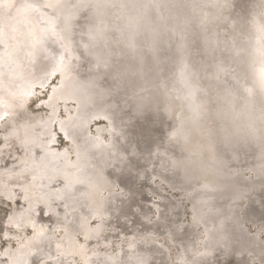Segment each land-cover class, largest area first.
<instances>
[{"label":"bare ground","instance_id":"obj_1","mask_svg":"<svg viewBox=\"0 0 264 264\" xmlns=\"http://www.w3.org/2000/svg\"><path fill=\"white\" fill-rule=\"evenodd\" d=\"M38 1L44 3L43 6L47 3L45 0L44 2L43 0H0V33H7L9 37L17 36L16 39L9 40L8 52L12 55L4 56L5 48L0 45V100L11 105L8 109L0 107V115L6 111L14 113L17 110L16 106L20 104V98H24L22 93L31 87L29 82L19 86L21 84H18L20 80L18 77L21 75V69L30 70L34 73L33 77H45L48 69H45L44 66L40 67L44 64L39 63L40 57L46 55L50 49L52 54L58 55V58L66 51L65 64H68L67 70L69 71H66V74L61 77L63 84L62 87L57 88L53 104L56 106L60 101L62 103L74 101L78 104L74 116L71 114L63 121L64 127L70 134L69 139L74 143L70 141V149L55 152L52 154L51 160L49 158L50 161H43L44 165L52 164L50 166L38 169L35 167L30 172H22L23 176L17 175L19 171H15L16 174H7L0 178L2 179L0 187L7 184L4 187L5 190H14L17 194L14 199L17 208L11 216L15 214L16 222H19L21 227L17 229L11 226L16 230H23L29 224L34 223L36 232L42 229L45 233L42 240H36L39 243H44L45 240L52 239L56 225L62 224L66 229L68 243L71 240L74 241L77 235L88 237L89 241L95 238L97 241L94 243H100L102 241L100 237L105 240L104 236L112 229L102 225L105 220L104 209L110 208L115 200L118 203L121 202L115 193L116 187L124 186L133 192L132 182L138 186L140 181L147 186L146 188L149 190L146 191L147 193L156 195L161 201L157 202L158 204H153L143 197L141 198L140 193L139 195H137L138 193L134 194L135 211L131 210L133 214L122 220L123 222L120 223L118 220L119 227L125 224L127 229L133 227L137 233H140L138 231L144 230V228L147 230L148 226L143 225L141 216L151 212L153 207H157L161 213H170V218L177 223L184 234L187 233V241L192 243L191 237L195 240L196 233L193 235L195 231L191 232L190 226L182 224L183 220L181 219L185 217L179 218L178 210L182 205L175 200V197L170 199L164 195L165 193H159L158 187L154 184V178H158L170 189L180 190L186 198L185 200L191 203L190 206L194 211L195 208L197 210L204 209V207L211 209L212 206L209 207V205L214 202L211 200L214 197L212 193H206L209 198L205 197V200L203 194L206 191L198 192L200 189L209 186L210 183L215 185L212 187L215 190L222 191V189L228 188L225 193L214 197L216 200L214 203H217L218 206L215 207L218 209L213 210L216 212L219 210L222 216L219 225L230 223L229 228L225 225L227 230L223 235V245L226 247L231 245L233 249L226 252L227 248L224 247L225 250L222 252L223 249L219 248V245L218 249L221 252L219 251V254L217 251L216 257L212 256L216 259H213V262L221 261L223 262L221 264H228L233 259L235 264H239L248 253L262 248L260 240L254 234H250L244 225L246 222L256 228H264V86H262L264 79L261 78V72L264 70V56L259 64L256 63L257 59L253 61L255 55H259V53L264 55V40L260 47L259 41L249 37L250 34L257 36L260 32L258 29L253 31L250 26L254 24L247 21V23L241 24L239 28L243 30L240 36L242 38L239 37L237 44H232L231 39L232 45L225 44L229 38H224L227 27L223 30L222 26L219 27L222 31L217 30L221 35L217 36L214 43L207 42L209 45L211 44L212 54L215 53L216 61L223 62L229 59V62L232 63L230 58L233 57L237 59L236 61H240L239 68L232 69L236 72V76L229 73L224 74L222 79L215 80L219 85L214 86L210 73H208L210 59L202 56L207 62L209 61V65L204 62L203 58V61L201 60L202 49L199 48V45L204 47V38L202 37L201 42L197 39V30H201V24L204 21L197 23V19L191 18L190 15H195L196 18L201 15L202 17H211L206 7L213 0H166L163 9L159 6L161 0H74L71 2L56 0L48 1L55 7L54 9L48 7V10L45 11L39 10L40 7L37 9L35 2ZM254 1L258 4L261 1L264 4V0ZM224 2L227 6H231L229 0H224ZM157 3L158 7H156ZM239 3L238 9L242 10H245L249 5L246 0ZM18 5L20 6L18 7ZM58 12L63 17L57 27L54 19ZM225 12L226 10L221 11L222 14ZM70 13L73 15H69ZM45 14L50 16L52 21L54 20V30L56 29L55 32L62 39L58 40L54 37L55 45L54 42L46 44L44 41V44L39 47L47 49V51L39 50L33 58H26V55L23 54H26L28 47L23 46V43L25 44L24 37L18 36L17 31L14 30L26 34L33 28L38 31L51 27L49 21L43 19ZM221 15L218 18L224 19ZM227 16L226 13L225 17L227 18ZM182 18H186L190 24L195 22L198 24L194 27L195 31H193L192 37L181 32L179 25L181 20H184ZM211 18V20L215 19ZM10 22L14 23L12 27L8 25ZM257 22L259 30L264 35V16L260 17ZM218 23L213 25L215 29L218 27ZM207 24L202 25L203 29L208 27ZM183 25L184 23L181 24V27ZM60 27L66 29L68 27V32H60ZM174 28L180 31H174ZM234 28L233 30H235ZM229 30L231 31V29ZM186 37L188 38L186 39ZM182 38L186 39L185 43L182 41L183 45L180 44ZM28 44H31L30 37ZM61 45H67L68 50H65ZM209 45L208 48H210ZM241 49L243 52L244 50L248 52L247 56L244 55V57L243 52L240 53ZM204 52H206L205 49ZM180 54H183V57ZM240 54L242 57L238 56ZM211 59L213 60V58ZM179 64L181 66L178 68ZM227 69L229 68L227 67ZM24 76L31 77V75ZM232 79H236V81L233 82ZM10 81L19 86L20 93L15 95L18 98L16 101L11 98L10 91L1 92V89L5 88L6 82ZM208 82L212 85H209ZM211 90L217 95L216 98L220 96L218 100L221 99L224 107H226L225 104L228 105L227 108L222 107L225 110V115H222L225 117L220 119L221 121L224 119L221 125L216 123V104L214 103V106L211 104L213 102ZM17 112L6 123L15 122L16 126L27 124L18 129V136L9 137L7 140L3 139L6 133L3 131L0 133V149H2L0 155L5 156L8 161L17 162L18 168H21L31 160L32 143H36L39 136L44 135L46 140L42 141V144L45 145L49 143V138L46 127L43 126L37 132L43 121L46 120L44 114L35 113V115L27 113L26 110ZM98 113L107 115L111 121L109 130L111 138L109 135L108 143L105 142L100 147L95 146V137H89L86 133L87 125L92 123V117ZM103 130L104 127L100 126L96 132L101 135ZM18 137H22L28 142L22 146ZM81 139H84L86 143L79 144L74 141ZM69 150L76 153L73 163L69 156ZM59 161L65 164L59 165ZM75 163L76 165L73 166ZM28 169L31 168L28 167ZM119 171L120 174H118ZM59 177L65 178V181H62L61 185L54 189V198L56 201H63L60 203L64 205L62 211L54 210L55 206L51 203L53 200L46 192L43 196H39L40 198L35 196L38 191L39 179H42L46 185L49 180H56ZM12 180L15 182L12 183ZM79 181H82L83 184L79 185ZM179 182L182 185L178 184ZM11 183L13 185H10ZM71 183L75 186H72ZM237 184L241 185L240 187L247 185L248 189L241 190ZM4 193L9 196L7 190ZM0 195H2L1 192ZM104 199L107 201L105 202ZM110 201L112 204H109ZM103 203L105 206L102 208ZM41 208L44 210L42 213L44 215L54 212L52 216L54 221L50 228L46 227L45 222H37L33 215ZM136 208L140 211L136 212ZM209 209L207 211H210ZM127 210L130 209L123 208V212H127ZM225 213L229 214L226 219L223 218ZM195 215L197 216L199 213L192 212V221L196 220L194 219ZM94 219L100 223L96 227H90V223ZM213 219L215 218L205 217L196 220V224H200L199 226L204 224L202 226H205L203 230L205 231L207 225L211 222L214 223ZM205 223L207 224L205 225ZM223 229L225 230V227ZM97 230L100 231L97 233ZM208 231L211 234V230ZM211 237L209 236L205 243L200 238L197 245L205 247L206 251L209 250L208 246L213 244L214 235ZM221 238L222 235L215 240L219 241ZM227 238H229V242ZM119 239L123 240L118 244L121 253L120 257L115 260L104 259L100 253L98 256L89 255L91 252L84 251L81 242L70 245V250L75 251L77 259L84 264H152L151 257L147 258L144 255L165 254L162 247L148 246L144 240L127 237ZM187 241L182 245L181 242L178 245L173 243V247L177 251H180V247L185 245L187 250L183 253L184 260H187L186 263L210 264L208 262L210 260L202 259L203 255L199 254L200 251L197 248L189 249L190 244ZM130 242L131 244H129ZM30 249L32 250V248ZM10 250L11 248H8L7 251L0 249V264H21L26 259L25 256L30 254V252H26L20 260L12 261L9 260L7 253L11 252ZM231 250L234 252L233 254H231ZM59 252L60 250H56V253ZM5 253L7 255H4ZM35 261V263L39 262Z\"/></svg>","mask_w":264,"mask_h":264},{"label":"rangeland","instance_id":"obj_2","mask_svg":"<svg viewBox=\"0 0 264 264\" xmlns=\"http://www.w3.org/2000/svg\"><path fill=\"white\" fill-rule=\"evenodd\" d=\"M45 1H47V3L45 4V6H43L44 5V3L42 4V2H35V5L37 6V9H39V7L41 8V9H39V10H41V11H45V10H48V7H47V4L49 3V2H54V1H56V0H45ZM49 1V2H48ZM62 1H65V2H71V1H74V0H62ZM165 1L166 0H161V5H159V6H161V9H163V4L165 5ZM241 1H243V0H241ZM240 0H229V3L231 4V6H227L226 4H225V2H224V0H213V1H211L212 3H209L208 4V6L206 7L207 9V11L208 12H210V14H211V17H213V19L215 18L216 19V21H215V19L214 20H211L212 18L210 17V16H208V17H210L209 19H208V17H202V15H201V17H198V18H196L195 17V15H192V14H190L191 15V18H195V19H197L196 21H197V23H202V20L204 21V23H202L201 24V30H197L198 31V36H197V39H199V41L200 40H202L203 38H204V40L203 41H205L204 43V47H203V45L201 46V45H199V48H201L202 49V52H201V60H202V56H206V58L208 59H210V69H209V71H208V73H210V77H211V79H212V81L214 82V86L216 85V84H218V82H216L217 81V79H218V81H219V79H222V77H223V75L224 74H227V73H229L230 75H232L233 76V74H234V76H236V72L234 71L235 69H237V68H239V66L238 65H240V61H236L237 59H234V57L233 58H230V61H232V63H230L229 62V59H227L226 61H223V62H220V61H216V58H215V53H213L212 54V50H211V44L209 45V43H214V41H215V39H217V36L220 34L221 35V33H219L217 30H221V29H223V28H226V32L225 31H223V32H225V37L224 38H229L227 41H225V44L226 45H232L233 43L234 44H237V40H239V37L242 35V32H243V30H242V28H239V27H241V24H243V22H250V23H252V24H254V25H252V26H250L252 29H253V31H256V29H258V34H257V36H251V34H250V36L249 37H251L253 40H255V41H259V45H260V47L262 46V43H263V40H264V35H263V32L261 31V30H259V24H258V20H259V18L260 17H262V16H264V11H263V9L264 8H262V7H264L263 5L264 4H262L261 3V1L259 2V4H258V2H255L254 0H252V2H251V0H246L247 2H249L248 4L249 5H247V8L244 10H242V9H238L239 8V5H240V3L239 2H241ZM43 2H44V0H43ZM21 3V2H20ZM20 3H18V4H20ZM41 3V4H40ZM226 3H228V1H226ZM234 4V5H233ZM261 4V5H260ZM251 5V6H250ZM256 5H258V7H256ZM20 5H18V7H19ZM261 6V7H260ZM156 7H158V3H157V6ZM47 8V9H46ZM74 9V8H73ZM260 9V10H259ZM226 10V12L224 13V14H222L221 13V11H225ZM258 10V11H257ZM220 11V12H219ZM261 13V14H259V13ZM228 14V16H227V18L225 17V14ZM214 14V15H213ZM222 14V15H221ZM229 14H230V16H229ZM69 15H73V13H70ZM220 15H221V17H224V19L223 18H218V17H220ZM224 15V16H223ZM262 15V16H261ZM62 17H63V15H61L60 14V12H58L57 14H56V17H55V22H56V26L58 27V25H59V21H61V19H62ZM228 18H230V19H228ZM182 19H184L183 21L181 20V23H180V25H179V28L181 29V32H184V34L186 35V36H190V37H192V35L194 34L193 33V31H195L194 30V27L196 26V25H198L196 22L195 23H189V21L187 22V20H186V18H182ZM200 19V20H199ZM206 19H208V20H206ZM219 19V21H217ZM227 19V20H226ZM247 19V20H246ZM53 20V21H54ZM185 21H186V23H185ZM191 21V20H190ZM199 21V22H198ZM208 21V22H207ZM215 21V22H214ZM210 22V23H209ZM212 22V23H211ZM214 22V23H213ZM218 22H221V23H218V27L215 29L214 28V24H217ZM246 22V23H247ZM184 23V25L181 27V24H183ZM187 23H188V25H187ZM207 23H209V24H207L208 25V27H205V29H203L204 27H202V25L204 24V25H206ZM228 23V24H227ZM8 25H10L11 27H12V25H14V23L13 22H10V23H8ZM185 25H187V26H185ZM203 25V26H204ZM213 27H212V26ZM228 25V26H227ZM230 25V26H229ZM233 25V26H232ZM251 25V24H250ZM221 26H222V28H221ZM185 27V28H184ZM219 27L221 28V29H219ZM235 27V28H234ZM17 28H19V27H17ZM178 28V27H177ZM177 28H174L173 30L175 31H177V30H179V29H177ZM206 28H207V30H206ZM233 28L235 29V30H233ZM239 28V29H238ZM59 29H61L60 30V32H65V33H67L68 32V27H67V29L66 28H59ZM190 31H189V30ZM212 29V30H211ZM229 29H231V31L229 30ZM56 30V29H55ZM202 30H204L203 31V36H201L202 34H201V32H202ZM213 30H215V31H213ZM224 30V29H223ZM228 30H229V32H228ZM238 30V31H237ZM173 31V32H174ZM180 31V30H179ZM192 31V32H191ZM206 31V32H205ZM222 31V30H221ZM233 31H235V32H233ZM237 31V32H236ZM177 33V32H176ZM215 33V34H214ZM236 33V34H235ZM239 33H240V35H239ZM226 34H227V36H226ZM230 34V35H229ZM179 35V34H178ZM219 35V36H220ZM222 35H223V33H222ZM234 35V36H233ZM238 35V36H237ZM184 36V35H183ZM218 36V37H219ZM232 36V37H231ZM203 37V38H202ZM233 37H234V39H233ZM61 38V37H60ZM188 37H186V39H187ZM201 38V39H200ZM206 38V39H205ZM236 38V39H235ZM240 38H242V37H240ZM263 38V39H262ZM62 39V38H61ZM184 39V40H183ZM185 38H182V40H181V45H183V42L186 40ZM230 39L232 40V44L230 43L231 41H230ZM28 40H29V38H28ZM54 40H55V38H54V36H50V37H48V38H46V40H45V43L47 44V43H52V42H54ZM210 40V41H209ZM235 42H234V41ZM183 41V42H182ZM201 42V41H200ZM207 42H209V43H207ZM185 43V42H184ZM54 45H55V42H54ZM209 45V47L210 48H208L207 46ZM258 45V46H259ZM23 46L25 47L26 45L23 43ZM61 47L59 46V50L61 51V49H60ZM180 48V47H179ZM183 48V47H182ZM204 49H205V51L206 52H204ZM210 49V50H209ZM242 50V49H241ZM28 51V50H27ZM27 51H26V53H27ZM207 51H208V53H207ZM238 51H240V50H238ZM246 50H244V52H243V50L242 51H240V53H242L243 52V56L245 55V56H247V54H248V52L246 51ZM63 52V51H62ZM65 53H66V51L65 52H63L62 54L64 55V58H66V55H65ZM245 53V54H244ZM204 54H206V55H204ZM208 54V55H207ZM24 56L26 55L25 53L23 54ZM182 57H183V54H180ZM239 57H242V55L240 54V55H238ZM244 56V57H245ZM263 56L264 55H261L260 53H259V55H255V59L253 60V61H256V59H257V62L256 63H258L259 64V61H261L262 62V59H263ZM26 57V56H25ZM211 58H213V60L211 59ZM58 55H55V54H52V51H51V49L50 50H48L47 52H46V55H42L41 57H40V62L39 63H44L42 66H40V67H42L43 68V66H44V68L45 69H48V72H46V76L44 77V76H38V77H33V75L32 74H34V73H32V72H30V70H27V69H21L20 71H21V75L18 77L20 80L18 81L19 83L18 84H21V85H19V86H22V83L23 84H25V83H30L31 84V87H30V89L33 91V92H36V93H39L40 91H41V89H40V85L41 84H44L45 85V87H46V89L48 88V84H47V81L48 80H50L51 79V76H50V73L58 66ZM208 59V60H209ZM203 60H204V62H206V63H208V65H209V61L207 62V60L205 59V58H203ZM202 60V61H203ZM206 60V61H205ZM65 61H66V59H65ZM235 61V62H234ZM243 63V62H242ZM35 64V63H34ZM235 64V65H234ZM249 64V63H248ZM218 65H220V66H218ZM234 65V66H233ZM181 65L179 64V66H178V68L180 67ZM177 67V66H176ZM214 67V68H213ZM227 67L229 68V69H227ZM67 68H68V64L66 63L65 64V71H64V73L63 74H61V75H59V76H57V82L59 83L60 81H61V77L64 75V74H66V71H69V70H67ZM211 68H213L212 70L213 71H211ZM214 69H216V70H214ZM218 69V70H217ZM232 69H234V70H232ZM232 71H234V72H232ZM212 72V73H211ZM213 72L216 74H214L213 75ZM218 72V73H217ZM24 75H31V77L30 78H27L26 76H24ZM217 76V77H216ZM238 76V75H237ZM33 77V78H32ZM59 77H60V79H59ZM228 77H229V75H228ZM214 79V80H213ZM237 79V78H236ZM236 79H232L233 80V82H235L236 81ZM216 80V81H215ZM231 80V81H232ZM235 80V81H234ZM225 81V80H224ZM209 83V82H208ZM262 86H264V82H263V80H262ZM17 84V85H18ZM14 82H12V81H10V82H6V84H5V88L3 87L2 89H1V92L3 93H7V91L9 92H11V98H13V101H16V100H18V98L15 96V95H18L20 92V90L18 89V87L19 86H17ZM209 85H212V83H209ZM219 85V84H218ZM218 85H217V87H218ZM235 85V84H234ZM226 86H228V85H226ZM261 86V87H262ZM212 87V86H211ZM223 87V86H222ZM36 88V89H35ZM214 88V87H213ZM205 89V88H204ZM213 90H211V92H212ZM56 93H57V90H56ZM55 93V94H56ZM213 93V92H212ZM212 93H211V95H212ZM54 94V95H55ZM213 102L211 103L212 104V106H214L213 104L215 103L216 104V117H215V119H216V123L219 125H221V124H223V120L224 119H222V121L220 120L221 118H224L225 116V110L223 109V108H227V106L228 105H226L225 104V106L226 107H224V104L221 102V99H220V101L218 100L219 99V97H217L216 98V96L217 95H215L214 93H213ZM16 97V98H15ZM193 97V96H192ZM231 98V97H230ZM21 100L19 101L20 102V104H19V106H16V108H17V110L16 111H18V112H21L22 110H26V112L28 113H31V114H44V116H45V119L47 120L48 119V115L46 114L49 110L48 109H42V110H36L35 108H34V102L33 103H31L29 106H28V104H26L25 102H24V98H20ZM255 99H257V98H255ZM215 101V102H214ZM18 102V103H19ZM66 103V104H65ZM70 103V104H69ZM222 103V104H221ZM74 104V105H73ZM21 105H23V107H21ZM65 105V106H64ZM71 105V106H70ZM76 105H78L76 102H74V101H69V102H63L62 103V101H60V102H58V105H56V110H57V112L58 113H60V115H59V117H58V119H62V121H64L65 119H67L68 117H69V115H73L74 116V114L76 113V110H75V108H76ZM209 105V104H208ZM222 105V106H221ZM220 106H221V108L223 109H221L220 108ZM21 107V108H20ZM59 107V109H57ZM219 108V109H218ZM62 109H63V111H62ZM65 109V110H64ZM213 110H214V112H215V109L213 108ZM220 110V111H219ZM221 110H222V112H221ZM16 111H14V113L16 112ZM62 113H61V112ZM70 111H71V113H70ZM17 112V113H18ZM68 112V113H67ZM73 112V113H72ZM219 112V113H218ZM221 112V113H220ZM16 113V114H17ZM67 113V114H66ZM35 114V115H36ZM215 114V113H214ZM220 114V115H219ZM222 114H224V115H222ZM18 115V114H17ZM64 115V116H63ZM222 115V116H221ZM63 116V117H62ZM220 116V117H219ZM219 120V121H218ZM2 122V123H1ZM6 123V121L4 122V121H0V124H5ZM43 126H44V124L42 123V125H41V127L37 130V132L38 131H40L41 130V128H43ZM100 126H102V128L104 127V130H103V132L101 133V135L100 134H97V132H96V128H95V126H94V124H90V125H87V127H86V133H88V136L89 137H96V136H100L101 138H104L105 139V142H107L108 143V141H109V135H110V138H111V133H110V129H111V123L110 124H106V125H100ZM99 126V127H100ZM108 126H110L109 128H108ZM107 128V129H106ZM106 129V130H105ZM67 130V129H66ZM93 130V131H92ZM108 130V131H107ZM2 132V130H0V133ZM92 133V134H91ZM108 138V139H107ZM44 140H46V137L44 136V135H41V136H39V139H38V141L36 142V143H32V157H31V160H30V162H28V164H26V165H22L21 166V168H18V165H17V162H15V161H8V160H6V158H5V156H3V155H0V178H2L3 176H6L7 174L9 175V174H16L15 173V171H19V172H17V175L19 174V175H21V173L22 172H30V170H32V169H34L35 167H37V169L38 168H43L44 166H50V165H52V164H47V165H44L43 164V161H50L51 160V157H52V154L53 153H55V152H62V151H64V150H67V149H70V145H71V143H70V141L71 142H73L72 140H70V139H64L62 136H59L58 135V137H57V141L55 142V143H51V144H45V145H43L42 144V141L44 142ZM75 142H77V143H79V144H85L86 143V141L84 140V139H81V140H74ZM39 142V143H38ZM74 143V142H73ZM38 144H40V145H38ZM2 145H4V144H2ZM36 145V146H35ZM54 145V146H53ZM111 145V144H110ZM39 146V147H38ZM51 146V147H50ZM75 146H77V145H75ZM36 147V148H35ZM43 147V148H42ZM0 150H2V149H0ZM36 151V152H35ZM73 151V150H72ZM71 150H69V156H71V162L73 163V162H75V154L72 152ZM42 155V156H41ZM33 156H34V158H33ZM49 158H50V160H49ZM74 158V159H73ZM34 159V160H33ZM36 161V162H35ZM34 165L33 167H32V165ZM62 164H65V163H63L62 161H59V165H62ZM76 165V163L73 165V166H75ZM23 166H25L26 167V169L28 170H26L25 169V167H23ZM179 166V165H178ZM28 167L29 168H31V169H28ZM121 172L119 171L118 172V174H120ZM249 173V172H248ZM247 173V174H248ZM24 174V173H23ZM21 176H23V175H21ZM20 177V176H19ZM2 181V179H0V182ZM62 181H65V178H63V177H59L58 179H56V180H49L48 182H47V184L45 185V183H44V181L42 180V179H39V184H38V191H37V193L35 194V196H43L44 195V193L46 192L47 193V195L49 196V197H51V199L53 200V201H51V203H53L54 204V206H55V209L54 210H56V211H62V209H63V207H64V205L63 204H60V203H62L63 201L62 200H60V201H56L55 200V196H54V189H56L57 187H59L60 185H61V183H62ZM159 181V183H157ZM12 183L13 182H15V181H11ZM42 182H43V184H42ZM10 184V185H13V184ZM17 183V182H16ZM79 183V185H81V184H83V182L81 181H79L78 182ZM15 184V183H14ZM72 184V186H75V185H73V183H71ZM144 183L143 182H138V186H137V184L135 183V182H132V185H131V188H133V192H130V190H127V188H125L124 186H118V187H116V189H115V193H116V195H117V197H119V200L121 201L120 203H118L116 200H115V202H113V204L111 203L112 201H110V203L109 204H112V206H110V208H108V209H104V212H105V220H104V222H103V224L102 225H104L106 228H112L111 229V232L110 233H108L106 236H104V237H106L105 238V240L104 239H102L101 237H100V240H102L100 243H94L95 241H97V239H95V238H93V239H91L90 241L88 240L87 242H85L83 239H84V237L82 236V235H77V236H75V239H74V241L73 240H71L70 241V243H68V237H66V229H65V227H64V225H62V224H58V225H56V227H55V231L53 232V236H52V239H50V240H45L44 241V243H39V242H37V240L36 239H33V237H34V232H33V229L32 228H30V227H27V228H24L23 230L21 229V230H16V229H14L11 225H9L8 224V222H7V217L8 216H11V214L16 210V206H17V203H16V200H14L15 198H16V192L14 191V190H10V189H6L7 190V192H8V194H9V196H7V194L6 193H4L6 190H5V186L7 185V184H4L2 187H0V192H1V194L2 195H0V232H2V229H3V232L2 233H0V249L1 250H8V248L10 249L11 248V252H7L8 253V258H9V260H20V258L22 257V255L24 254V253H26V252H30V254H27L25 257H26V259L24 260V261H22V263L21 264H39V262H37V263H35L36 261L35 260H37V258L34 256V255H32V253H36V252H38V255H39V257L41 258V259H47V257L44 255V254H41V253H39V250L40 249H43V253H51L52 255H59L60 256V259L59 260H56V261H49V264H81L82 262H81V260H78L77 259V255H76V253H75V251H73V250H70V245L72 246L73 245V243H79V242H81L80 244H82L83 245V250L84 251H86V252H91V253H89V255H96V256H98V254L100 253L101 255H102V257L104 256V259H109V258H112L111 260H115V259H118L119 257H120V250H121V248H120V246L118 245L121 241L123 242V240H120L119 238H121V237H127V238H136L137 240L138 239H140V240H144V241H146L145 243H147L148 244V246H153V245H156V246H159V247H162V249H164L165 250V254H160V253H158V254H150V255H144L145 257H151V262H152V264H188V263H186V261L187 260H184L185 259V256H184V253H183V251H186L187 249H186V247H185V245L182 247H180V251L178 250L177 251V249H175L173 246V243L175 244L176 243V245H178L180 242H181V245L182 244H184V243H186L185 241H187V233L185 232V234L183 233V230L181 231V229L178 227V225H177V223H175V221L172 219V218H170V213H161L160 211H159V209H157V207H153V209L151 210V212H149L148 214H146V215H142L141 216V222L143 223V225L144 226H148V229L147 230H145V228H144V230H141V231H138V232H140V233H137V231H134V228L133 227H129L128 229L126 228V225L124 224V225H121L120 227H119V224L121 223V222H123L122 220H124V219H126V218H129L132 214H133V212L132 211H135L134 209H135V205H134V203H133V201H134V194H137V195H139V193H140V197L142 198H144L146 201H150L151 203H153V204H158L157 202H159V201H161V200H159V198L156 196V195H153V194H150V192L149 193H147L149 190L146 188L147 186L146 185H143ZM154 184H156L155 186L156 187H158V191H159V193H162V194H164L165 196H167V197H169L170 199H174V197H175V200L177 201V202H179L180 203V205H182V206H180V208L178 209L179 210V213H180V215H179V218L180 217H185V218H182L181 220H183L182 221V224L183 225H185V226H190L189 228V230L192 232L193 230L195 231L194 233H193V235H194V237H195V240L193 239V237H191V239L193 240L192 241V243L191 242H188L189 244H190V246L188 247L189 249H193V247L194 248H197V250H199L200 251V253L199 254H201V256H202V259L204 258V260L205 261H208V260H210V261H208V262H210V264L212 263V264H221V263H223V262H219V263H217V262H213L212 260L214 259V260H216L215 259V257H216V254H217V251L219 252L220 251V249H218V246H219V248H221L222 247V252H224V250H225V248H227L225 251L226 252H228L229 251V249H233L232 248V246L230 245L229 247H226V246H224L223 245V243H224V234H225V232H226V228L228 227H230V223L228 222V223H224L223 225H219V223L221 222L220 220V217H222L221 216V214L219 213V210H217L218 212H216L215 210L216 209H218V208H216V207H218L217 206V203L215 204L214 202L216 201L215 200V196L217 197L218 195H220V194H222V193H225V191H227L228 190V188L226 187V188H224V189H222V191L221 190H215L214 188H212V187H214L215 185L214 184H212V183H210V185L209 186H207V187H204V188H202V189H200V191H198V192H202V191H206L205 192V194H201V196H203L204 197V199L206 200V198H209V196H207V194L206 193H208V194H213V199H211L212 201H214V202H212V204H210L209 205V207L210 206H212V207H210L211 209H209V208H207V207H204V209H201V210H197L196 208H195V211H194V209L192 208V206H190L191 205V203L189 202V201H187V200H185L186 198H184V196L182 195V193H181V191L180 190H172V189H170L165 183H163V182H160V179H158V178H154ZM162 184V185H161ZM178 184H180V182L178 183ZM143 185V186H142ZM180 185H182V183L180 184ZM162 186V187H161ZM172 186V185H171ZM177 186V185H176ZM176 186H173V187H176ZM241 186V185H240ZM239 186V184H237V187L238 188H240L241 190H244V191H246L247 189H248V186L247 185H245V186H243V187H240ZM168 187V188H167ZM178 187H179V185H178ZM68 188V187H67ZM143 188H144V190H143ZM168 189H170V190H168ZM166 192H165V191ZM147 191V192H146ZM175 191V192H174ZM176 191H178V192H176ZM235 192V191H234ZM167 193V194H166ZM200 194V193H199ZM171 195V196H170ZM126 196V197H125ZM154 196V197H153ZM243 196V195H242ZM11 197V198H10ZM37 197V198H38ZM173 197V198H172ZM206 197V198H205ZM2 198V199H1ZM40 198V197H39ZM154 198V199H153ZM234 198H236V197H234ZM242 198H244V197H242ZM242 198H240V199H242ZM106 199V198H105ZM104 199V200H105ZM244 199H246V198H244ZM58 200V199H57ZM157 200V201H156ZM181 200V201H180ZM62 201V202H61ZM107 200H105V202H106ZM242 201H245V200H243L242 199ZM104 202V203H105ZM185 202V203H184ZM189 202V203H188ZM103 203V204H104ZM210 203V202H209ZM58 204V205H57ZM197 204V203H196ZM103 206H105V204L104 205H102V208H103ZM216 206V207H215ZM12 207H13V209H12ZM42 207V206H41ZM129 208L130 210H127V212H123V208ZM189 207V208H188ZM220 207V206H219ZM205 208H207V209H209L210 211H207V209L205 210ZM221 208H222V206H221ZM114 209V210H113ZM155 209V210H154ZM213 209H215V210H213ZM43 209L41 208L40 210H37V212H35V213H33V215L35 216V218L37 219V222H45L44 224L46 225V227H48V228H50L52 225H53V221H54V219H53V214H54V212H52V213H48V214H46V215H44V214H42L43 213V211H42ZM53 210V211H54ZM111 210V211H110ZM132 210V211H131ZM154 210V211H153ZM162 210V209H161ZM181 210H182V213H181ZM193 210V211H192ZM138 211H140V210H137V208H136V212H138ZM191 211V212H190ZM202 211H205V212H202ZM154 212H155V214H154ZM192 212H197V213H199V215H195V217H194V219H196V220H200V219H202V218H205V217H212V218H215V219H213L212 221L214 222L213 224H212V222L209 224V225H207V226H209V227H207L206 226V230L205 231H203L204 230V227L202 226V225H204V224H202L201 222H199V223H201L202 225L201 226H199L200 224H196V220H193L192 221ZM209 212V213H208ZM203 213V214H202ZM207 213V214H206ZM204 214H205V216H204ZM216 214H218V215H216ZM119 215V216H118ZM152 215V216H151ZM229 215V214H228ZM227 215V213H225V214H223V218H225L226 219V216H228ZM169 216V219H167V217ZM201 216H203L202 218H201ZM150 217H151V219H150ZM156 218V219H155ZM150 219V220H149ZM172 219V220H171ZM191 219V220H190ZM113 220V221H112ZM118 220L120 221V223H118ZM95 221V222H94ZM191 222V223H190ZM40 223V224H41ZM98 223H100V222H98V220H96V219H94V220H92L91 221V223H90V227H96V226H98L99 224ZM106 223V224H105ZM189 225H188V224ZM194 224V225H193ZM207 223H205V225H206ZM216 224V225H215ZM221 224V223H220ZM215 225V226H214ZM227 227H226V226ZM244 225H245V228H246V230L250 233V234H254L255 236H256V238L258 239V240H260V246L262 247V248H257V249H259V250H262L263 252H264V246H263V243H264V228H256L255 226H253L252 224H249V223H244ZM212 226H213V228H212ZM225 227V230L223 229ZM11 228V229H10ZM114 228V229H113ZM126 228V229H125ZM195 228V229H194ZM214 231H213V230ZM259 231H258V230ZM13 230H15V231H13ZM62 230V231H61ZM120 230H122V232H120ZM201 230V231H200ZM208 230H211V234H209V231ZM258 231V232H256V231ZM261 230H263V231H261ZM7 233H6V232ZM25 231V232H24ZM57 231V232H56ZM116 231V232H115ZM130 231H131V233H130ZM11 232V233H10ZM24 232V233H23ZM32 232V233H31ZM57 234H56V233ZM59 232V233H58ZM64 232V233H63ZM136 232V233H135ZM13 233V234H12ZM29 233V234H28ZM150 233H152V234H150ZM256 233H257V235H256ZM12 234V235H11ZM22 234V235H21ZM59 234V235H58ZM145 234H146V236H145ZM181 234V235H180ZM5 235H7L8 236V239H9V241H8V239L6 240L5 239ZM13 235H15L16 236V238H15V236L13 237ZM17 235H18V237H17ZM20 235V236H19ZM138 235V236H137ZM158 235V236H157ZM168 235V236H167ZM212 235H214V241L212 242L213 244H211V241H212V239H211V241L209 242L211 245H209L208 247L210 248V249H212L213 250V248H215L213 251L211 250V253H209V248L207 247V249H209V250H207L206 251V249H205V247H203V246H199V245H197V244H199L198 243V240H200V238H202L203 239V242L205 243L206 241L205 240H208L209 239V236L211 237ZM222 235V240L220 239L219 241H217V240H215V239H219L220 238V236ZM10 236V237H9ZM62 236V237H61ZM151 236V237H150ZM165 236V237H164ZM167 236V237H166ZM216 236V237H215ZM13 239H12V238ZM61 237V238H60ZM80 237V238H79ZM147 237V238H146ZM219 237V238H218ZM20 240H18V239ZM143 238H145V239H143ZM212 238V237H211ZM150 239V240H149ZM229 238H227V240H228ZM120 240V241H119ZM149 240V241H148ZM152 240V241H151ZM166 240V241H165ZM116 241V242H115ZM158 241V242H157ZM17 242V243H16ZM59 242V243H58ZM112 242V243H111ZM226 242V241H225ZM228 242H229V240H228ZM227 242V243H228ZM262 242V243H261ZM56 243L60 246L59 247V249L58 250H60V252L59 253H56V250H55V248H54V246L56 245ZM161 243V244H160ZM163 243H164V245H163ZM167 243V244H166ZM9 244V245H8ZM22 244V245H21ZM86 244V245H85ZM122 244V243H121ZM129 244H131V242L129 243ZM218 244V245H217ZM222 244V245H221ZM238 243L236 242V245H237ZM16 245H17V248H16ZM108 245V246H107ZM127 245V244H126ZM10 246V247H9ZM40 246V247H39ZM100 246V247H99ZM104 248H103V247ZM123 246H125V245H123ZM164 246V247H163ZM214 246H217V247H214ZM260 246H258V247H260ZM32 248V250L30 249V248ZM107 248V250H106V248ZM126 247V246H125ZM124 247V248H125ZM127 247H128V245H127ZM126 247V248H127ZM203 247V248H202ZM211 247H213V248H211ZM225 247V248H224ZM231 247V248H230ZM7 248V249H6ZM113 248V249H112ZM118 248V249H117ZM120 248V249H119ZM90 249V250H89ZM93 251H92V250ZM95 249V250H94ZM115 249H117V250H115ZM169 249V250H168ZM205 249V250H204ZM13 250H15L13 253H12V251ZM96 250H98V251H96ZM99 250H100V252H99ZM112 250V251H111ZM252 251V253L250 252V253H248L246 256H244V258H243V260L241 261V262H239V264H264V253L263 252H261V251ZM4 251H2V252H4ZM216 251V252H215ZM235 252H237L236 250H234ZM246 251H247V249H246ZM111 252H113L111 255H110V253ZM204 252V253H203ZM209 254H208V253ZM221 252V251H220ZM220 252H219V254H220ZM260 253V254H258V253ZM206 253V254H205ZM213 253V254H212ZM234 252H232V250H231V254H233ZM238 253V252H237ZM236 253V254H237ZM108 254V255H107ZM43 255V256H42ZM113 255V256H112ZM153 255V256H152ZM215 255V257L213 258L212 256H214ZM255 255V256H254ZM212 257L211 259H210V257ZM228 256V255H227ZM226 256V257H227ZM234 256H235V254H234ZM253 256V257H252ZM172 259H170V258ZM173 257V258H172ZM233 257V256H232ZM255 257V258H254ZM219 259V258H218ZM224 259H225V257H224ZM184 260V261H183ZM38 261V260H37ZM66 261V262H65ZM72 261V262H71ZM180 261V262H179ZM212 261V262H211ZM173 262V263H172ZM184 262V263H183ZM256 262V263H255ZM235 264V262L233 261V259H232V261L230 262V263H228V264ZM82 264H84V263H82ZM238 264V263H237Z\"/></svg>","mask_w":264,"mask_h":264},{"label":"snow or ice","instance_id":"obj_3","mask_svg":"<svg viewBox=\"0 0 264 264\" xmlns=\"http://www.w3.org/2000/svg\"><path fill=\"white\" fill-rule=\"evenodd\" d=\"M47 7L54 9L55 5L49 3ZM43 19L48 20L49 24L52 26L48 28L39 29L38 31L35 28H33L30 29L29 32L26 34L19 33L18 30H14L17 31L18 36L24 37L25 45L28 47L26 58L29 59L33 58L36 55V52L39 50L47 51V49H41L39 47L44 44L46 38L50 36H54L58 40L61 39L58 33H56L54 30V21H52V18L45 14L43 16ZM29 37L31 38L30 45L28 44ZM16 38L17 36L9 37L7 33H0V45H3L5 48L4 56L12 55V53L8 52L9 40L10 39L14 40ZM61 47H64L65 50H68L67 45H61ZM64 71H65V58L64 55L61 54L58 59V66L50 73L51 79L47 81L48 88L46 89L45 85L41 84L40 85L41 91L39 93L33 92L31 89H28L22 93L24 97V102L28 104V106L34 102V108L36 110H42V109L49 110L47 112L48 119L43 121L44 127H46V129L48 130L49 143H55L57 141L58 135L62 136L64 139L70 138L69 132L64 127V122L58 119L60 114L57 112L55 104H53L54 94L56 93L57 88L62 87L63 84L62 80L59 83L57 82V76L63 74ZM261 78L264 79V70H262L261 72ZM0 107L8 109L11 107V105L0 100ZM21 107H23V105H21ZM13 115L14 113L6 111L4 114L0 115V121H9L10 117ZM91 122L92 124L95 125L96 129H99L100 125H106L111 123L110 118L107 115L99 114V113L92 117ZM26 124L27 123L21 124L19 126H16L15 122L0 124V130L6 133V135L3 136V139L7 140L9 137L18 136V129ZM9 129L11 130L9 131ZM18 138L22 146L28 142L22 137H18ZM95 140H96V145H95L96 147H100L101 145L105 144V139L101 138L100 136H96ZM7 222L9 225H12L17 229L21 227L20 223L16 222L15 214L13 216H8ZM28 227L33 229L34 232L33 239L42 240L45 237V233L42 229L39 232L35 231L36 226L34 223L29 224ZM99 231L100 230H97L96 232L98 233ZM5 239H7L6 235H5ZM84 240L85 242H87L88 237H84ZM59 247L60 246L58 244L54 246L55 250L57 251ZM81 247H83V245H81ZM39 253H42L47 257V259H41L38 255V252L32 253V255H34L39 261V264H49V261H56L60 259L59 255L54 256L51 253H43V249H40ZM4 255H7V253H5Z\"/></svg>","mask_w":264,"mask_h":264},{"label":"water","instance_id":"obj_4","mask_svg":"<svg viewBox=\"0 0 264 264\" xmlns=\"http://www.w3.org/2000/svg\"><path fill=\"white\" fill-rule=\"evenodd\" d=\"M256 101L254 102V105H255Z\"/></svg>","mask_w":264,"mask_h":264}]
</instances>
